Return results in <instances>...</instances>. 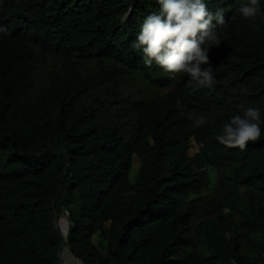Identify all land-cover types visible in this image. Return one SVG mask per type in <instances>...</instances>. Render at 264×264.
I'll list each match as a JSON object with an SVG mask.
<instances>
[{
	"label": "trees",
	"instance_id": "1",
	"mask_svg": "<svg viewBox=\"0 0 264 264\" xmlns=\"http://www.w3.org/2000/svg\"><path fill=\"white\" fill-rule=\"evenodd\" d=\"M208 7L194 88L131 48L156 0H0V264H264V17ZM242 106L245 150L215 139Z\"/></svg>",
	"mask_w": 264,
	"mask_h": 264
},
{
	"label": "clouds",
	"instance_id": "2",
	"mask_svg": "<svg viewBox=\"0 0 264 264\" xmlns=\"http://www.w3.org/2000/svg\"><path fill=\"white\" fill-rule=\"evenodd\" d=\"M238 12L245 20L264 17L260 5L264 0H237ZM159 10L149 13L141 23L131 48L141 55L145 67L153 64L173 78L186 74L194 88H212L214 69L209 62V50L221 41L215 30L225 24L224 10L212 11L208 0H156ZM131 9L129 10V13ZM128 13L124 21L128 19ZM262 113L257 107H241L223 124L215 139L229 148L245 150L262 134ZM197 126L205 123L201 116Z\"/></svg>",
	"mask_w": 264,
	"mask_h": 264
},
{
	"label": "rangeland",
	"instance_id": "3",
	"mask_svg": "<svg viewBox=\"0 0 264 264\" xmlns=\"http://www.w3.org/2000/svg\"><path fill=\"white\" fill-rule=\"evenodd\" d=\"M190 155L193 154L194 150L193 149H190ZM138 163L136 162L135 163V167H137ZM136 170V168H134ZM134 171V170H133ZM64 215L62 216V218L60 219V227L62 229V231L64 233H66L67 229H68V220H67V215L66 213L64 212L63 213ZM62 260H63V264H80L79 261H77L71 254L70 252L68 251L67 248H64L63 251H62Z\"/></svg>",
	"mask_w": 264,
	"mask_h": 264
},
{
	"label": "built area",
	"instance_id": "4",
	"mask_svg": "<svg viewBox=\"0 0 264 264\" xmlns=\"http://www.w3.org/2000/svg\"><path fill=\"white\" fill-rule=\"evenodd\" d=\"M64 212L66 213V215H68V213H67L66 211H63V213H64ZM63 215H64V214H63ZM63 215H62V216H63ZM66 217H67V216H66ZM66 233H67V231H66ZM66 233H64V234H66ZM70 254H71V253H70ZM76 260H77V259H76ZM77 261H78V260H77Z\"/></svg>",
	"mask_w": 264,
	"mask_h": 264
},
{
	"label": "water",
	"instance_id": "5",
	"mask_svg": "<svg viewBox=\"0 0 264 264\" xmlns=\"http://www.w3.org/2000/svg\"><path fill=\"white\" fill-rule=\"evenodd\" d=\"M63 232V231H62ZM63 234H64V232H63Z\"/></svg>",
	"mask_w": 264,
	"mask_h": 264
}]
</instances>
